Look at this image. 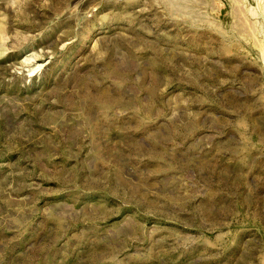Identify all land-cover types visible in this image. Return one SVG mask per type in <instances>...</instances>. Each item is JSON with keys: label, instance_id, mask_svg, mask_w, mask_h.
<instances>
[{"label": "rangeland", "instance_id": "1", "mask_svg": "<svg viewBox=\"0 0 264 264\" xmlns=\"http://www.w3.org/2000/svg\"><path fill=\"white\" fill-rule=\"evenodd\" d=\"M0 264H264V0H0Z\"/></svg>", "mask_w": 264, "mask_h": 264}]
</instances>
